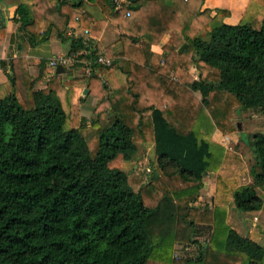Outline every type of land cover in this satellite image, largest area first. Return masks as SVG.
<instances>
[{"label":"trees","instance_id":"16d2710c","mask_svg":"<svg viewBox=\"0 0 264 264\" xmlns=\"http://www.w3.org/2000/svg\"><path fill=\"white\" fill-rule=\"evenodd\" d=\"M128 1L115 11L113 0H21L19 21L35 44L70 42L73 56L87 47L68 33L92 26L99 36L106 18L120 28L121 51L108 50L109 67L92 65L90 123L72 114L62 75L36 88L55 73L50 61L32 78L25 58L11 60L0 85V264H224L230 256L262 264L264 247L240 232L228 207L264 215V133L248 141L250 165L214 135L228 129L223 96L238 113L264 115V0L256 9L250 0L237 25L225 23L226 8L203 9L205 0ZM169 32L164 63L151 67V45ZM139 143L155 144L157 174L135 191L128 172L110 164L136 160ZM209 174L214 206L202 204ZM204 226L210 239L199 244ZM177 245L199 246V255L181 257Z\"/></svg>","mask_w":264,"mask_h":264},{"label":"crops","instance_id":"0c3cea01","mask_svg":"<svg viewBox=\"0 0 264 264\" xmlns=\"http://www.w3.org/2000/svg\"><path fill=\"white\" fill-rule=\"evenodd\" d=\"M249 2L250 0H205L203 9L226 8L230 10L231 15L225 18V23L237 25L243 18ZM20 4L21 0H0V12L2 16L1 26H4L6 29L3 42L0 43V85L6 84L8 82L9 74L11 73V60L13 59L25 58L28 63L29 72L33 76L32 78H37L39 77L41 71V67L39 65L41 60L51 61L55 57L70 55V42L61 43L57 40H51L35 44L32 41L31 36L24 29H22V24L19 21L20 17L17 13V9ZM90 5L91 8H96L94 4L90 3ZM114 10L119 11L116 9ZM86 13L87 12L85 10L81 11V15H85ZM95 22L96 21L93 20L94 25ZM99 28L101 29L99 36L93 35L92 26L86 29H89L92 35L97 39V42L102 45V50H105L106 52L110 50L112 53H115V55L120 53L121 47L119 44V26L113 23L111 20H106L105 18L104 22H100ZM175 34L176 32H169L161 39L159 43L151 45L150 56H147L146 58L149 59L148 62L151 67H156L159 62L162 64L164 63L165 55L167 53L165 51V46L170 42ZM183 46L178 49V53H182L184 51V49L180 51ZM118 58L119 60L123 59V57L120 56ZM67 71L69 73L68 76H66ZM54 74L62 75L66 89L72 91V95L70 94L72 114L78 115L79 120L87 118L89 120L87 123H90L94 117L93 112L98 103V99L96 97L89 95L90 91L87 80L88 77L91 76L92 72H89V69L86 67L85 63L80 62L79 65L64 68L63 73H58L56 69L55 73L46 74L36 84V88L39 90L46 88L49 80ZM189 74L194 80H197L200 77V72L195 65L190 67ZM169 78L177 81L173 71L170 73ZM102 79L107 80L106 76H102ZM43 81H45V84L40 86V84L44 83ZM198 93L199 92H196V95L200 98L201 94ZM218 134L223 133L220 130H217L215 133L214 140L220 144V140H218ZM138 146L140 151L144 148H154L155 153V144L153 143H139ZM128 163L132 162L128 161ZM134 168L137 169L136 164H134Z\"/></svg>","mask_w":264,"mask_h":264},{"label":"rangeland","instance_id":"374dc122","mask_svg":"<svg viewBox=\"0 0 264 264\" xmlns=\"http://www.w3.org/2000/svg\"><path fill=\"white\" fill-rule=\"evenodd\" d=\"M259 0H254L252 9H256ZM69 73L67 71L68 76ZM45 84V81H43ZM199 94V93H198ZM221 103H231L230 108L227 110L229 118L227 121V132L218 134V140L221 144L226 145L229 150H237L245 164L250 165L253 161L252 151L249 147L248 141L255 134L264 133V115L257 112H241L238 113V107L232 103V99L226 95L220 99ZM83 122L89 121L87 118L83 119ZM79 122V121H78ZM240 127V128H239ZM243 136V138H242ZM215 138V135H214ZM220 144V145H221ZM154 148H144L139 150V155L136 160L124 161L122 156H118L111 162V168H119L125 170L129 174V179L132 187L135 191H139L143 186L147 184L153 178V175L157 174V168L154 163ZM134 164L137 165V169L134 168ZM150 168V172H148ZM210 175V176H209ZM207 177L206 185L202 190V204L214 206L213 196L216 192V181L213 174H209ZM250 177H244V183L250 181ZM228 212L233 217V224L236 225L243 235L254 238L255 241L260 243L264 247V215L263 213L255 216L246 213H239L232 207H228ZM204 231L198 235L199 244H203L210 239L211 231L207 226H204ZM176 253L184 258L196 257L199 255V246H191L188 249L181 245L176 246ZM242 258L230 256L227 262L224 264H243ZM218 264V263H214ZM264 264V257L263 263Z\"/></svg>","mask_w":264,"mask_h":264},{"label":"built area","instance_id":"2783aa9c","mask_svg":"<svg viewBox=\"0 0 264 264\" xmlns=\"http://www.w3.org/2000/svg\"><path fill=\"white\" fill-rule=\"evenodd\" d=\"M115 9L121 10L123 8H126L130 5V1L128 0H113ZM128 16H130V12L127 13ZM78 21H80V17L76 18ZM68 35L76 36L79 38H82L84 40V44L86 45L87 49L80 51L76 53L73 56L70 55H62L59 57H55L50 61V66L57 69L59 66H75L78 63H85L86 67H88L89 72H92V65L98 64L101 66L109 67L113 64L114 59L109 57L107 55V52L105 50L99 51L96 54H92V52L96 51V45H97V39L92 35L91 31L89 29L81 30V29H74L68 33ZM92 56L91 59L88 60H82V56ZM221 144V143H220ZM225 147H227L224 144H221ZM148 172H150V168H148Z\"/></svg>","mask_w":264,"mask_h":264},{"label":"water","instance_id":"95a60500","mask_svg":"<svg viewBox=\"0 0 264 264\" xmlns=\"http://www.w3.org/2000/svg\"><path fill=\"white\" fill-rule=\"evenodd\" d=\"M185 47H186V44L181 48L180 51H182L183 49H185ZM57 72H58V73H63V72H64V68H63V66H59V67L57 68ZM239 128H240V127H239Z\"/></svg>","mask_w":264,"mask_h":264}]
</instances>
